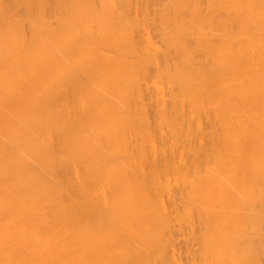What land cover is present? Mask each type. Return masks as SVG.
I'll return each instance as SVG.
<instances>
[{"label": "bare ground", "instance_id": "6f19581e", "mask_svg": "<svg viewBox=\"0 0 264 264\" xmlns=\"http://www.w3.org/2000/svg\"><path fill=\"white\" fill-rule=\"evenodd\" d=\"M186 258L264 264V0H0V264Z\"/></svg>", "mask_w": 264, "mask_h": 264}, {"label": "rangeland", "instance_id": "374dc122", "mask_svg": "<svg viewBox=\"0 0 264 264\" xmlns=\"http://www.w3.org/2000/svg\"><path fill=\"white\" fill-rule=\"evenodd\" d=\"M196 228H197V227H196ZM175 232H176V231H175ZM174 234H175V233H174ZM175 237H176L175 240H174L175 242L177 241V242H179L180 244L183 243L182 241H180V240H183V237H182V236L175 235ZM177 242H176V243H177ZM180 244H177V245H179L178 247H182ZM177 245H175V247H177ZM183 245H184V244H183ZM178 247H177V248H178ZM179 250H180V248L177 249V254H178V251H179ZM177 254H176V255H177ZM178 255H179V254H178ZM182 255H183V254H182ZM182 255H181V256H182ZM183 257H184V256H182V258H183ZM180 260H181V259H180ZM186 260H187V258L185 259V262H183L182 260H181V262H182L183 264H187V263H186ZM188 260H189V259H188ZM188 260H187V261H188Z\"/></svg>", "mask_w": 264, "mask_h": 264}]
</instances>
